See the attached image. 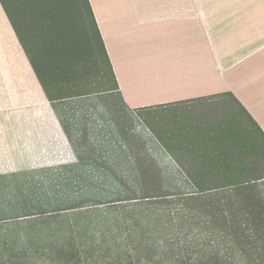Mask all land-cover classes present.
Masks as SVG:
<instances>
[{"label":"rangeland","instance_id":"374dc122","mask_svg":"<svg viewBox=\"0 0 264 264\" xmlns=\"http://www.w3.org/2000/svg\"><path fill=\"white\" fill-rule=\"evenodd\" d=\"M63 1L20 0L10 6L33 54L55 64L54 89L62 93L54 105L68 123L72 151L62 169L1 177L0 264H159L146 256L151 245H158L152 248L158 255L170 250L166 241L181 236L182 222L186 228L196 225V207L224 204L228 197L195 201V190H180L186 188L184 178L161 172L147 153L152 148L146 151L152 129L110 89L108 69L99 68L88 50V23ZM89 35L100 47L94 30ZM29 81L22 88L23 116L34 118L39 110L44 118L48 102ZM237 133L228 151L214 154L215 168L208 171L214 176H190L203 180L197 188L238 182L254 170L264 173V133L249 122ZM259 238L263 243L264 233Z\"/></svg>","mask_w":264,"mask_h":264},{"label":"crops","instance_id":"0c3cea01","mask_svg":"<svg viewBox=\"0 0 264 264\" xmlns=\"http://www.w3.org/2000/svg\"><path fill=\"white\" fill-rule=\"evenodd\" d=\"M89 1L124 108L152 129L147 153L162 173L184 178L180 190H211L197 188L203 180L190 176H214V154L228 151L247 122L264 133V0ZM25 47L34 45L24 42L0 1V180L62 169L71 160L68 123ZM29 79L48 102L44 118L39 110L23 116Z\"/></svg>","mask_w":264,"mask_h":264},{"label":"trees","instance_id":"16d2710c","mask_svg":"<svg viewBox=\"0 0 264 264\" xmlns=\"http://www.w3.org/2000/svg\"><path fill=\"white\" fill-rule=\"evenodd\" d=\"M0 1L14 27L18 29L10 6L17 2L20 3V0ZM65 1L68 3V8L81 11L82 20L86 24L88 23L86 27L88 50L99 68H102L101 64H103L105 69H108L113 80V87L110 89H118L110 58L90 1L83 0L84 4L81 0ZM91 30H94L100 47L90 43L89 32ZM24 49L48 99L55 102L62 93V90L54 89L56 84L53 75L55 64L48 58L42 59L35 56L28 47ZM35 54L39 55L38 53ZM64 65L61 64V66ZM262 160L264 161V156ZM258 166L259 164H257ZM256 172L257 170H254L249 173L251 174L249 177L238 182L211 187V190L192 191L191 199L194 198L195 201L202 197H215L223 194L224 198L228 197L226 199L228 202L217 203V205L213 203L207 207L202 204L199 205L195 212L196 225L186 228V223L182 222L184 231L180 232L182 233L181 236L179 238L171 237L166 241V243H170V250L167 249L165 253L159 255L152 253V248L158 247L154 244L151 245L152 247L150 246L151 249L146 256L148 255L149 259L151 257L153 263L159 264H264V242L262 243L259 238L264 233V186L261 187L263 183H260L264 181V173ZM182 214L184 213H176L175 218ZM198 215L204 218L201 223L198 222ZM185 216L182 217L185 218ZM251 224H254V227ZM156 255L160 257L155 258Z\"/></svg>","mask_w":264,"mask_h":264},{"label":"built area","instance_id":"2783aa9c","mask_svg":"<svg viewBox=\"0 0 264 264\" xmlns=\"http://www.w3.org/2000/svg\"><path fill=\"white\" fill-rule=\"evenodd\" d=\"M98 121H100V120H98Z\"/></svg>","mask_w":264,"mask_h":264}]
</instances>
